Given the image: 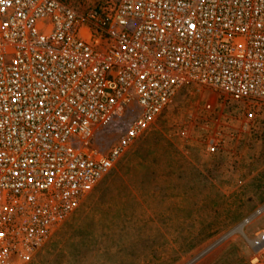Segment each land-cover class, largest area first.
<instances>
[{
	"label": "built area",
	"instance_id": "built-area-1",
	"mask_svg": "<svg viewBox=\"0 0 264 264\" xmlns=\"http://www.w3.org/2000/svg\"><path fill=\"white\" fill-rule=\"evenodd\" d=\"M188 84L248 107L250 122L264 109V0H116L82 11L0 0V264L30 262ZM104 134L113 139L101 150ZM262 213L264 201L239 226Z\"/></svg>",
	"mask_w": 264,
	"mask_h": 264
},
{
	"label": "rangeland",
	"instance_id": "rangeland-1",
	"mask_svg": "<svg viewBox=\"0 0 264 264\" xmlns=\"http://www.w3.org/2000/svg\"><path fill=\"white\" fill-rule=\"evenodd\" d=\"M115 1L66 0L80 11ZM247 109L204 85L182 87L26 264H182L227 231L196 264H264L254 242L264 213L239 226L264 201V109L251 122ZM112 137L97 140L101 150Z\"/></svg>",
	"mask_w": 264,
	"mask_h": 264
},
{
	"label": "bare ground",
	"instance_id": "bare-ground-1",
	"mask_svg": "<svg viewBox=\"0 0 264 264\" xmlns=\"http://www.w3.org/2000/svg\"><path fill=\"white\" fill-rule=\"evenodd\" d=\"M241 227V226H240ZM239 227V228H240ZM253 242V241H252ZM255 246H261L264 243V235L259 234L258 238L254 241ZM257 242V243H256Z\"/></svg>",
	"mask_w": 264,
	"mask_h": 264
},
{
	"label": "trees",
	"instance_id": "trees-1",
	"mask_svg": "<svg viewBox=\"0 0 264 264\" xmlns=\"http://www.w3.org/2000/svg\"><path fill=\"white\" fill-rule=\"evenodd\" d=\"M63 1H65V2H66V0H63Z\"/></svg>",
	"mask_w": 264,
	"mask_h": 264
}]
</instances>
